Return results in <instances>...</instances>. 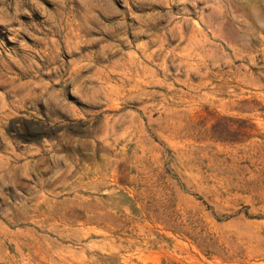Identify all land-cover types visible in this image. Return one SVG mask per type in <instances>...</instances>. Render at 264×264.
<instances>
[{
  "label": "rangeland",
  "instance_id": "374dc122",
  "mask_svg": "<svg viewBox=\"0 0 264 264\" xmlns=\"http://www.w3.org/2000/svg\"><path fill=\"white\" fill-rule=\"evenodd\" d=\"M0 264H264V0H0Z\"/></svg>",
  "mask_w": 264,
  "mask_h": 264
}]
</instances>
